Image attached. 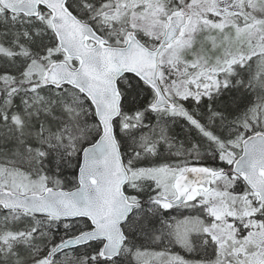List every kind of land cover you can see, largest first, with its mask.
<instances>
[{
	"label": "snow or ice",
	"instance_id": "snow-or-ice-1",
	"mask_svg": "<svg viewBox=\"0 0 264 264\" xmlns=\"http://www.w3.org/2000/svg\"><path fill=\"white\" fill-rule=\"evenodd\" d=\"M0 264H264V0H0Z\"/></svg>",
	"mask_w": 264,
	"mask_h": 264
}]
</instances>
